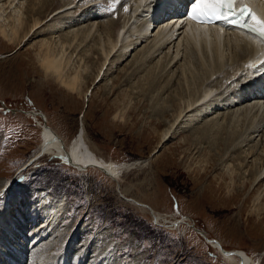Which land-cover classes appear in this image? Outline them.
I'll use <instances>...</instances> for the list:
<instances>
[{
    "label": "rangeland",
    "instance_id": "rangeland-1",
    "mask_svg": "<svg viewBox=\"0 0 264 264\" xmlns=\"http://www.w3.org/2000/svg\"><path fill=\"white\" fill-rule=\"evenodd\" d=\"M55 1L45 0L46 5ZM87 1L57 0L55 7L52 6L48 12L47 23L42 24L44 26L39 28L36 35L31 34L23 41L19 49L18 44L4 40L0 34V183L9 182L10 188L0 198V217L6 208L16 219L19 218V209L29 216L32 207L24 209L23 204L27 201L39 204L42 206L40 209H43L40 215H44L42 217L46 218V222L43 223L45 220L41 217L43 222L39 218L33 226L41 223V231L48 235L42 237L36 246L32 245L31 235L35 232L29 223L32 218L26 222L22 218L16 221L17 224H26L24 234L29 236L24 238L21 232L15 234L22 239L21 246L26 247V254L20 259L21 264H63L64 253L65 257L69 255L72 264L78 258L81 262L77 264H235L226 261L217 250L218 247L221 250L220 243L225 250H239L254 260L259 259L264 254V214L261 217H257L255 213L250 215L252 203H248L240 212L242 202H220L222 197L227 198L236 193L242 181H239V175L234 177L236 174L233 175V180L229 179L227 169L220 170L217 160L221 159L227 142L229 144L233 140H242L244 127L226 126L225 130L222 126L220 128L223 131L217 130L216 134L209 132L211 137L197 132V128L182 127L158 148L163 130L173 121L172 111L177 106L176 97L193 92L196 86L194 83L189 84V91L177 83L179 66L185 63L183 59L179 60L180 64L175 66L176 69L172 68V71H176L175 75L170 71L169 76L163 78L162 75L166 72L159 74V68L153 70L155 61L164 56V53L163 56L159 54L147 67H142L141 74L133 75L125 82V66L129 67L136 51L140 52L148 43L142 42L125 60L110 58L112 63L108 65L107 77L104 76L100 81L98 77L93 84V77L97 75L103 60L93 48L89 51L90 54L88 52L89 56H85V62H80L78 48L72 55L71 66L73 68L74 64H80L81 67H88L82 72V91L92 85L89 93L91 96L89 99L83 97V100L80 95L79 98L70 99L65 88L41 71L37 54L41 40L49 35V25L56 15L53 13L56 9L74 2L75 7L71 11L73 15L79 14L78 8L84 9V13L96 11L101 16L97 17V21L105 26L110 21L118 23L115 28L117 33L122 28L126 12L124 10L131 5V0H121L112 11H108L109 0L103 5L99 4V7L83 6ZM26 2V5L31 3L30 0ZM11 8L8 7L1 16L6 17L5 14L12 12ZM26 10L29 12L31 8ZM31 16L30 13L25 15L27 21L23 28L25 26L28 29ZM61 16L59 14L56 17ZM154 29L155 33L157 28ZM58 33L61 32H55ZM88 45L91 48L93 43L88 41L84 47ZM107 63L108 61L105 67ZM230 85L233 86L234 83L230 82L222 87L221 96L228 97ZM131 86L137 89L133 90ZM165 88L171 89L167 91ZM166 108L170 109L167 111ZM37 114L43 115V118ZM82 117L86 141L94 159L117 164L150 159V165L127 172L121 182L93 167L70 166L53 155L44 154L28 170L24 169L27 162L40 150L44 126L47 125L58 133L67 145L80 133ZM165 121L168 122L167 126ZM203 122L200 121L202 126ZM200 123L193 126L202 127ZM263 136L264 132L260 133L257 140L264 141ZM261 150L262 148L258 149L255 158L263 162L264 152ZM236 157L235 155L232 164H236ZM201 166L202 170L199 168ZM23 169V175H19ZM221 173L230 185L231 192L219 193L218 199L215 198V201H219L215 204L210 198L209 186L216 185ZM125 189L128 190V197L150 205L168 222L155 221L149 213L122 198L120 192ZM251 191L247 189L244 197L249 196ZM18 192L20 196L15 198ZM262 198L258 206L260 211L264 208ZM50 210L54 213L52 217L55 216L48 220L46 213ZM197 230L206 234V240ZM15 238L14 241L20 240L19 237ZM208 238L218 241V244H209ZM18 245L17 243L15 246ZM3 258L4 256L0 257V263ZM9 262L11 263L10 260ZM259 264H264V255L259 259Z\"/></svg>",
    "mask_w": 264,
    "mask_h": 264
},
{
    "label": "bare ground",
    "instance_id": "bare-ground-1",
    "mask_svg": "<svg viewBox=\"0 0 264 264\" xmlns=\"http://www.w3.org/2000/svg\"><path fill=\"white\" fill-rule=\"evenodd\" d=\"M26 1L0 0V34L4 40H7L13 44H18L17 49L21 47V44L24 43L23 41H26V39L31 34L32 36L36 35L39 28L47 23V19L49 17L48 12L51 7L57 3L56 0L53 2V4L46 5L45 0H30L33 5L31 3L26 5ZM105 1L106 0H88L87 2L83 3V6L99 7L98 5H103ZM119 1L121 0H118V2ZM122 1L128 2L130 0ZM181 1L182 0H131L129 9L123 15L124 18L122 28L118 30L117 33L115 32V28L118 23H113L110 21L107 23V26H105L104 23L97 21V17L100 16L98 12L95 11L94 13L88 11L84 13V9L78 8L80 9L79 14L73 15L71 11L72 8L75 7V4H73L74 2L62 5L61 8L56 9L55 12H53L56 15L51 20L52 24L49 25V35L45 36L41 40L39 54H37L39 61L41 62V68L43 69H41V71H44L46 77L53 78L55 82H58L61 87L65 88L64 90L67 91L66 93L68 96H70V99L73 100L77 97L79 98V95L81 99L83 97L89 99L91 96L89 93L92 85L83 91L81 89L82 72L86 71L88 67H81L80 64H74L73 68L71 66L72 55L78 48H80V53L83 52L81 56L79 53L78 61L80 62H85V56H89V51H92L93 48L100 59L103 60V63L101 64L102 66L100 67L99 71H97V75L93 77V84H95V81L98 77V81H100L106 75V71L109 69L108 65L112 63V59L110 58L114 57L113 59L116 58V60L119 58L121 60H125L131 55L130 53L134 51V49H136L137 46H139L142 42L148 41V43L146 42L147 45L143 50L140 52L136 51L137 54L134 56L132 63L129 64V67L125 66V73L123 75L125 76L123 78L124 81H129L133 75H137L138 73L142 72V67H147V65L150 62H153V59L155 57L157 58L159 54H162L163 56L164 53V56L160 60L155 61L156 64L153 63L155 65L153 70L156 71V69L159 68V74L166 72L164 75H162L163 78L165 76H169L168 74L170 71L173 72V75H175L176 71H172L174 69L173 67H177L180 64L179 60L183 59L185 63L179 66V77L176 76V80H178L177 83L182 84V87H185L188 90L190 87L189 84L194 83L196 86L194 87V91L191 88L193 92H187V94H181L179 97H176L175 100L177 106L175 109H173L174 111H172L173 121L169 123L165 131L163 130L164 133L162 132L163 135L161 136L158 148H161L163 143L172 137L173 134L178 132L182 127L188 126L189 129L197 128V130H195L197 132L200 131L199 133H202L203 135L209 134V132H215L216 134V132H218L217 130H222L223 128L225 129L226 126L239 127L241 125L244 127L245 130L241 135L242 140H239V142L233 140L229 144L227 142V145L224 146L225 148L223 147L224 151L222 150L223 154L221 159L217 160L220 163L218 164L220 170L223 171L225 168L227 169L230 177L229 179L233 180V175L236 174L234 177L236 178L239 175V181H242L239 190H237L236 193H231L232 195H229L228 197L226 196L227 198L220 197L222 199L220 202L226 203L228 201L234 204L236 201H240L242 202V204L239 206L240 212L244 207L247 206L248 203H252L253 205L249 211L250 215L251 213H255L257 217H261V215L264 214V211H262L264 208H262L260 211L258 206L260 204L261 198H264V160L263 162H260L255 158V155L257 154L258 149L260 150V148H262L261 151L264 152L263 139L260 140L261 145L260 141H258L259 139L257 140V137L260 136V133L264 132V64L260 63V61H264V45H258L254 43L253 41L249 40L248 34L246 32H242L241 30L235 28H222L219 26H195L183 18L177 21V16H180L178 9L180 8ZM189 4H191V1L188 2L187 6ZM8 7L13 8H11L12 12L5 14L6 17L3 15L1 16L2 12H5ZM29 8H31V10L28 12L26 9ZM28 13L32 14V16L30 17L31 21H29V24H27L29 25L28 29H26L25 26L23 28V24H25L24 22L27 21L25 19V15ZM59 14L62 16L57 18L56 16H59ZM111 23L113 24L111 25ZM151 27L152 31H150ZM154 28H157L155 33ZM57 31H60L61 33L55 34ZM88 41L93 43L91 48L89 45L84 47L87 45ZM107 61L108 63L105 67L104 65ZM250 63L255 64L256 66L247 67V65ZM80 67L82 69H80ZM148 67L150 68L151 66ZM140 76L143 77L142 75ZM230 82H233L235 86L230 85L231 87L229 88V91L231 92H228V94L226 92L228 97L224 95L225 92L223 93L224 97L221 96L222 87L224 85H228ZM235 87L237 88L233 90ZM132 89L135 90L137 88L132 87ZM165 89L168 91L171 88ZM128 90H130V88ZM164 104L166 105V103ZM163 108L165 109V107ZM163 108L162 110H164ZM167 108L166 110L168 111L170 108ZM165 111L164 113L167 112ZM38 116L43 118V115ZM83 117L81 119L80 133H77V136L71 141V143L67 145L65 144V141L58 135V133L53 131L47 125L44 126L40 150L27 162V164L24 166V169L26 168L25 170H28V168H30V166L32 167L44 154L46 156L53 155L70 166H76L77 168L93 167L111 179L121 182L127 172L131 170H140L149 164L150 159L143 162L136 161L125 164H117L110 161L102 162L94 159L86 141V128ZM203 120L205 121L203 122ZM200 121L203 122V126ZM165 122L167 126L168 122ZM198 123H200L202 127L193 126V124L197 125ZM222 126L224 127L220 128ZM221 136H223V134ZM209 137H211L210 134ZM192 149L193 148H191V150ZM158 152H156V154ZM235 155L237 156L235 159L236 164H232V162H234L233 159ZM88 162L91 163L88 164ZM199 168L202 170V166ZM24 169L19 175L24 172ZM223 175L218 178L215 186H209V192L211 193L210 198L215 204L218 203L217 201H219H215V198L218 199L217 196L219 193L224 191H227V193L231 192L230 185L228 182H226ZM19 179L22 181L21 183H23V180L21 178ZM247 189L252 191L250 192L249 196L244 197V192H246ZM6 190L10 191L9 182L0 183V193L5 192ZM127 192L128 190L126 189L120 192L122 194L121 197L126 201H130L140 210L149 213L157 222L167 221V219L163 218L156 210L151 208L150 205L142 203L141 201L137 200V198L133 199L128 197ZM18 194H20V192L15 194V198L20 196ZM241 196H243V198H241ZM1 197L2 195H0V198ZM30 206L32 207L30 210L31 216H26L27 214H25L23 210L19 209L18 219L10 215L8 208L3 211L5 213L0 217V257L4 256V258L0 264L22 263V260L20 259L23 258V255L25 256L26 247L21 246L22 239L20 236L15 235L16 233L20 232L24 234V228L26 227V224L22 223L23 225H21V222L18 224L16 223V221H19L21 218L23 220L26 219L24 220L25 222L29 218H32V221H29V223L32 225V229L35 230L34 233L32 232V237L30 236L32 238V245L36 246L37 242H40L39 240L42 237H48V235H44V231H41V223H37V225L35 224V226H33L35 220L38 221L39 218L41 219V217L44 216L43 214L40 215V213L43 212V209H40L41 205L36 203L31 204L30 201H27L25 204H23L22 208L26 209ZM46 214H48L49 220V218L51 219L52 214L54 213L53 210H50L49 213L47 212ZM54 216L55 215H53V217ZM45 219L46 218L43 220ZM45 222L46 220L43 223ZM31 225L27 224L29 227ZM46 228L48 229V227ZM46 228L45 230L48 231ZM50 232L52 233V228L50 229ZM197 232H199L200 236L206 240L207 236L205 233H202L203 231L201 232L197 230ZM15 237H19L20 240L14 241V239H16ZM23 237L26 238L29 236H25L24 234ZM208 240L209 238L207 241ZM208 242H210L209 244H212L213 242L218 244V241L209 240ZM17 243L19 244L18 247L15 246ZM219 245L221 246V250L219 247L218 249H215H217L221 255L223 254V258L230 263L259 264V259L264 255L263 254L259 257V259L254 260L253 258L246 255L245 252L239 250H225L221 243ZM65 251L66 250H64V252ZM65 255L66 253L63 254V264H72V262L69 260V255L67 257H65ZM79 259L80 258L76 259L74 264L79 263Z\"/></svg>",
    "mask_w": 264,
    "mask_h": 264
},
{
    "label": "snow or ice",
    "instance_id": "snow-or-ice-1",
    "mask_svg": "<svg viewBox=\"0 0 264 264\" xmlns=\"http://www.w3.org/2000/svg\"><path fill=\"white\" fill-rule=\"evenodd\" d=\"M116 3L118 0H109L107 10L112 11ZM187 19L200 24L217 21L229 23L249 34V40L264 45V16L258 15L253 10L251 0H192ZM260 63L264 64V61ZM255 66L251 63L247 65V67Z\"/></svg>",
    "mask_w": 264,
    "mask_h": 264
}]
</instances>
